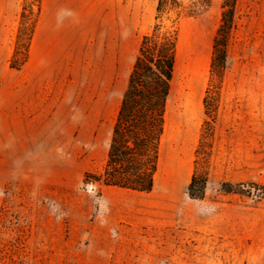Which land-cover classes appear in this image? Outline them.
<instances>
[{
    "label": "rangeland",
    "instance_id": "rangeland-1",
    "mask_svg": "<svg viewBox=\"0 0 264 264\" xmlns=\"http://www.w3.org/2000/svg\"><path fill=\"white\" fill-rule=\"evenodd\" d=\"M24 1L0 0V264H264V0H237L199 200L188 187L223 0L180 24L150 193L84 179L103 170L158 0H40L17 70Z\"/></svg>",
    "mask_w": 264,
    "mask_h": 264
},
{
    "label": "trees",
    "instance_id": "trees-1",
    "mask_svg": "<svg viewBox=\"0 0 264 264\" xmlns=\"http://www.w3.org/2000/svg\"><path fill=\"white\" fill-rule=\"evenodd\" d=\"M211 0H158L155 23L142 36L139 52L119 107L107 160L101 172H87L85 184L100 183L142 193L154 189L160 165L166 114L175 78L180 24L200 15ZM237 0H223L221 24L212 56L211 79L204 98L208 120L204 122L196 149L195 171L188 192L203 199L210 180L215 123L220 85L225 74ZM40 0H25L11 67L21 69L30 55ZM256 185V184H254ZM243 184H224L225 192L244 193ZM264 194V192H263Z\"/></svg>",
    "mask_w": 264,
    "mask_h": 264
}]
</instances>
